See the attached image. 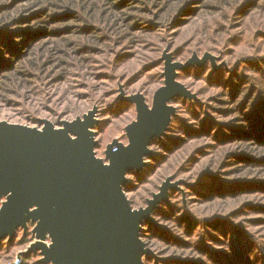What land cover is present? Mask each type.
Instances as JSON below:
<instances>
[{"label":"rangeland","instance_id":"374dc122","mask_svg":"<svg viewBox=\"0 0 264 264\" xmlns=\"http://www.w3.org/2000/svg\"><path fill=\"white\" fill-rule=\"evenodd\" d=\"M204 3L192 1L175 27L166 14L157 19L159 8L154 15L123 9L119 18L142 15L150 29L131 22L133 34L118 41L105 24L95 23L91 34L80 31L90 23L69 12L45 14L46 0H0V88L7 89L0 90V121L60 129L90 117L95 152L105 162L111 146L130 145L129 129L142 122L132 97L143 96L152 109L167 85V64L181 65L174 83L184 93L167 102V128L151 140L142 166L125 175L134 209L165 195L140 224L143 264H264V128L252 120L264 116V0H250L230 19ZM221 16V25L204 32ZM89 36L99 39L81 55L91 59L87 67L60 66L58 49L73 53ZM12 38L29 45L13 49ZM53 49L59 58L47 64ZM19 73L25 84L15 79ZM7 199L0 194V210ZM38 209L32 205L25 223L0 239V264H54L44 247L57 239L51 230L40 236Z\"/></svg>","mask_w":264,"mask_h":264},{"label":"water","instance_id":"95a60500","mask_svg":"<svg viewBox=\"0 0 264 264\" xmlns=\"http://www.w3.org/2000/svg\"><path fill=\"white\" fill-rule=\"evenodd\" d=\"M178 66L167 64V85L152 109L143 96L132 97L142 122L129 129V146L109 148L107 162L95 152L90 117L60 129L0 121V194H8L0 210V239L13 235L25 223L28 209L37 204L40 236L51 230L57 239L44 247L46 261L143 264L140 224L165 195H158L151 207L136 210L123 186L126 173L142 166L151 140L167 128L173 111L169 98L184 93L174 83ZM166 190L164 185L162 192Z\"/></svg>","mask_w":264,"mask_h":264},{"label":"trees","instance_id":"16d2710c","mask_svg":"<svg viewBox=\"0 0 264 264\" xmlns=\"http://www.w3.org/2000/svg\"><path fill=\"white\" fill-rule=\"evenodd\" d=\"M192 1L195 0H46L48 7L44 9V12L45 14H48L47 12L53 10L54 8L69 12L70 13L69 19H75L76 21L84 20L90 23L88 25L89 27L80 29V31L82 32L88 31L91 34L93 33L94 30L98 29L95 23L105 24L106 27L110 30V32L112 31L114 35L117 36L118 41H123V39H126L127 37L133 34L132 32H130V30H132V26H130L131 22L134 21L137 22L136 25L137 27H139L137 29H143L145 31H149L150 28L148 29V27H144V26L142 27L144 23H140V22L144 21L145 19L144 16L139 14L138 15L126 14L127 15L126 18L124 17L119 18L118 16L119 11L123 12V9H125L127 11H133V12L136 11L139 12L140 14L149 13L151 15H154V12H150V10H152L153 8H159V10L161 9L160 10L161 12L157 13V19L161 18L163 14H166V19L169 20L171 19L175 21L173 23V26L175 27L176 23L181 20V17L189 13V10L191 9L190 5L192 4ZM249 1L250 0H204L205 3L203 8H206L207 10H211L212 14L214 15L216 13H220V15H224L226 19H230V15H231L230 13H234L242 6L246 5ZM139 3H141L144 8H140L136 6V4ZM39 14H41L40 16H42L43 15L42 11ZM52 19H57V18L53 17ZM220 19L222 20L225 18L222 16L220 18L216 17L214 23L206 25V27L204 28V32L210 31L216 25H221ZM15 37H20V36H15ZM97 39H99V37L89 36L87 38V44H84L83 48L75 49L74 51L76 52L71 51L73 53L70 54H69L70 52L69 50H63L61 48L58 49V52L64 55V57L61 58V60L59 61L60 66L64 65V66L77 67V68L87 67L91 59L82 57L81 55L82 53H87L89 50H91L93 48V45L96 44L95 41ZM18 44H21L22 46L29 45L26 38L19 39L17 40V42L15 38L11 39V46L13 49L18 48ZM67 45L69 44L67 43ZM72 45H74V43ZM54 50L55 49L50 51L52 56L48 57V59L44 61L47 64H51V61L55 62L59 58L53 56L55 55ZM74 53L79 54V56H73L76 55ZM42 63L33 62V65L31 67L37 70L42 66V68L45 71V68L43 67L44 63L43 64ZM258 67L260 68V65ZM21 72L24 73L23 71ZM22 73H19L21 76L15 77V79L25 84L26 82L24 81ZM9 85H15V82L12 78H10ZM0 90H7V89L1 87ZM252 97H254L253 94L248 98L247 102H249ZM261 113H264V109H262ZM259 115L260 116H257L252 120L256 121L258 124H260L259 126H263L264 128V116H261L260 113ZM262 131L263 132L261 137L263 138L264 129H262ZM252 136L255 137L254 135H251V137ZM256 139L260 142L263 141L258 138ZM23 264H25V262H23Z\"/></svg>","mask_w":264,"mask_h":264}]
</instances>
